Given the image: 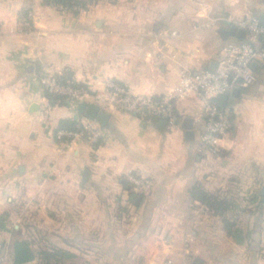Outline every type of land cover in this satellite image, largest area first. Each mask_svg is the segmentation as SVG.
Wrapping results in <instances>:
<instances>
[{
	"label": "crops",
	"instance_id": "obj_1",
	"mask_svg": "<svg viewBox=\"0 0 264 264\" xmlns=\"http://www.w3.org/2000/svg\"><path fill=\"white\" fill-rule=\"evenodd\" d=\"M58 7L0 0L2 264L13 263L22 241L35 253L29 264H264V64H254L253 85L219 105L231 116L218 153L199 150L198 99L177 95L183 69L213 70L222 48L240 41L230 27L205 23L232 16L264 24V0H100L76 14ZM44 75H69L86 88L84 102L110 116L105 126L77 106H50ZM108 80L135 96L169 99L180 129L105 108L96 97ZM64 120L92 123L102 137L64 146L55 138ZM128 175L143 186L128 184ZM195 188L216 198L217 209L195 199ZM42 252L56 261L41 260Z\"/></svg>",
	"mask_w": 264,
	"mask_h": 264
},
{
	"label": "built area",
	"instance_id": "obj_2",
	"mask_svg": "<svg viewBox=\"0 0 264 264\" xmlns=\"http://www.w3.org/2000/svg\"><path fill=\"white\" fill-rule=\"evenodd\" d=\"M58 8L65 11L62 6ZM31 21L33 13L28 12L23 26L30 28ZM221 24L243 31L244 40L226 44L213 70L193 72L183 69L177 90L179 98L193 95L198 99L204 124V131L199 137V150L210 153L219 152L220 142L230 128V109H220L219 98H230L236 90L253 85L256 81L254 64H264V24L259 19L249 17L236 20L232 16H219L209 19L204 27L214 28ZM170 35L175 37L176 33ZM40 85L44 93L64 98L65 105L74 108L90 96L86 88L72 83L61 84L51 75L42 76ZM104 89V94L98 95L96 99L105 108L127 114L151 115L163 121L169 132L180 129L178 113L169 99L135 96L125 86L110 80L104 83ZM101 137V129L92 123L82 124L81 130L76 132L58 130L55 133L56 140L64 141V146L85 138L95 144ZM125 180L136 188L142 187L144 183L132 175H128Z\"/></svg>",
	"mask_w": 264,
	"mask_h": 264
},
{
	"label": "trees",
	"instance_id": "obj_3",
	"mask_svg": "<svg viewBox=\"0 0 264 264\" xmlns=\"http://www.w3.org/2000/svg\"><path fill=\"white\" fill-rule=\"evenodd\" d=\"M100 0H44L45 5L50 6H63L68 11H74L76 14L78 11L75 10H87L89 6H91L94 3H97ZM24 20L27 19V14H22ZM57 81L61 84H70L71 83V77L69 75H63L56 78ZM46 99L49 102L50 106H63L65 105V99L55 97L49 94L44 93ZM82 125H80L77 122L72 121H61L59 123L58 130H67V131H79L81 130ZM57 130V131H58ZM192 195L195 199L198 201L204 202L206 200L211 201V207L216 208L219 205L218 201L214 197H210L204 192H202L200 189L195 188L192 191ZM3 219L0 220V223ZM13 263L12 264H29L30 262L34 261L35 253H33L30 249L29 243L26 241L22 242H15L13 246ZM37 256L40 257L41 260L44 261H56V253H48V252H42L37 254Z\"/></svg>",
	"mask_w": 264,
	"mask_h": 264
},
{
	"label": "water",
	"instance_id": "obj_4",
	"mask_svg": "<svg viewBox=\"0 0 264 264\" xmlns=\"http://www.w3.org/2000/svg\"><path fill=\"white\" fill-rule=\"evenodd\" d=\"M263 23V22H262ZM228 35L230 37L236 38L238 40H243L245 37V34L243 31L237 30L235 27H231L230 30L228 31ZM238 91L234 92V95H237ZM227 102V97H221L219 98V105L220 107H224ZM77 113L81 117L83 114L86 116L87 119L90 121L98 120L101 124V126H105L107 120L110 118L108 114L100 113V109L96 105H88L85 102L80 103L77 106ZM183 128L185 131H187L186 139L190 140L191 139V134L190 131L192 129V120L190 119H185L183 122ZM88 172H84L81 176L82 178V185L87 182L88 179ZM263 195H264V190H263ZM132 198H135V196H132ZM139 200L136 199V202Z\"/></svg>",
	"mask_w": 264,
	"mask_h": 264
},
{
	"label": "rangeland",
	"instance_id": "obj_5",
	"mask_svg": "<svg viewBox=\"0 0 264 264\" xmlns=\"http://www.w3.org/2000/svg\"><path fill=\"white\" fill-rule=\"evenodd\" d=\"M236 20H242V19H244V18H241V19H237V18H235ZM177 131V130H176ZM173 132H175V131H173Z\"/></svg>",
	"mask_w": 264,
	"mask_h": 264
}]
</instances>
